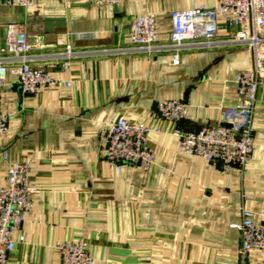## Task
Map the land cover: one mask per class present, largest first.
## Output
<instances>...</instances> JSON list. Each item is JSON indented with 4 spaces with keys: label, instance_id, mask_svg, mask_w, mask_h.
Here are the masks:
<instances>
[{
    "label": "crops",
    "instance_id": "crops-1",
    "mask_svg": "<svg viewBox=\"0 0 264 264\" xmlns=\"http://www.w3.org/2000/svg\"><path fill=\"white\" fill-rule=\"evenodd\" d=\"M219 0H123L100 9L90 0H33L28 9L0 7V50L7 29L21 25L36 63L59 83L22 95L8 74L0 111V187L9 164L29 166L32 208L15 234L9 264H63L59 247L84 240L93 264H264V249L243 258L231 225L241 208L264 226V78L254 111V150L245 170H222L178 152L175 133L225 123L239 102L235 77L252 65L247 46L184 51L178 65L169 53L87 56L68 72L48 56L113 49L127 44L132 21L156 17L158 40L167 43L170 13ZM219 41L239 28L214 25ZM264 38V34H262ZM264 48V45H263ZM69 82L70 87L65 83ZM180 101L189 120L172 122L157 102ZM124 117L153 129L150 171L120 168L105 158L109 127Z\"/></svg>",
    "mask_w": 264,
    "mask_h": 264
},
{
    "label": "built area",
    "instance_id": "built-area-1",
    "mask_svg": "<svg viewBox=\"0 0 264 264\" xmlns=\"http://www.w3.org/2000/svg\"><path fill=\"white\" fill-rule=\"evenodd\" d=\"M100 9L119 6L123 0H90ZM33 0H0L1 6L28 9ZM171 32L167 43L158 40L156 17L144 13L136 17L130 27L125 46L113 49L74 52L67 47L49 58L62 61L68 72L74 60L89 56L158 55L169 53L173 63L179 64L184 51L219 48L225 45L247 46L252 51V65L235 77L239 102L228 120L219 125H207L196 131H177V150L188 156H198L222 170H245L254 150V111L261 81L264 78V0H219L215 7L206 5L170 13ZM222 21L228 28L237 27L230 39L217 40L214 25ZM27 33L21 25L7 29L6 46L0 50V99L8 74L15 76L22 95H37L59 83L51 72L36 62L45 55L29 54ZM70 87V83H65ZM158 116L176 123L189 120V108L180 101L157 102ZM9 115L0 111V134L7 130ZM153 129L117 118L109 127L105 158L116 164L137 166L150 171L154 155L149 146ZM35 193L29 180V166L21 162L9 164L6 184L0 187V264H9V255L15 248V234L21 229L32 208ZM239 221L231 228L240 234L239 254L245 258L255 250L264 249V226L253 220V214L240 209ZM63 264H93L89 245L84 240L64 242L59 247Z\"/></svg>",
    "mask_w": 264,
    "mask_h": 264
}]
</instances>
